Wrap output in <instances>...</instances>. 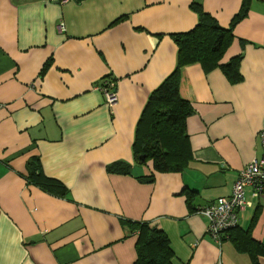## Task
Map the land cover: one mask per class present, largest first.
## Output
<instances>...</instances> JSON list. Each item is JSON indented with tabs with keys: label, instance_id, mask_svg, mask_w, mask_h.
I'll return each instance as SVG.
<instances>
[{
	"label": "crops",
	"instance_id": "0c3cea01",
	"mask_svg": "<svg viewBox=\"0 0 264 264\" xmlns=\"http://www.w3.org/2000/svg\"><path fill=\"white\" fill-rule=\"evenodd\" d=\"M193 2L227 29L243 0H0V264H133L138 234L129 222L160 228L172 264H264V250L233 240L250 230L264 247V198L247 189L252 205L220 244L187 203L228 197L263 155L264 0L250 1L222 60L241 57L239 84L199 64L180 72V96L193 109L188 165L157 173L134 161L148 97L176 66L172 35L197 25ZM106 80L118 97L112 107L100 89ZM31 159L65 197L28 182ZM122 161L130 175L107 172Z\"/></svg>",
	"mask_w": 264,
	"mask_h": 264
},
{
	"label": "trees",
	"instance_id": "16d2710c",
	"mask_svg": "<svg viewBox=\"0 0 264 264\" xmlns=\"http://www.w3.org/2000/svg\"><path fill=\"white\" fill-rule=\"evenodd\" d=\"M250 1L243 0L240 11L227 29L220 27L214 18L204 12L199 2L191 4L190 8L197 16V25L186 33L172 35L178 50L176 66L149 95L138 120L132 148L136 164L146 165L150 162L157 173H178L188 165L191 148L186 132V121L192 116L193 109L180 96V72L187 66L199 64L206 73L220 69L232 85L242 81L239 71L241 57L237 56L226 63H222V60L232 43L233 29L248 14ZM27 168L29 183L54 196L67 195L68 190L60 181L44 175L38 159H31ZM107 172L130 175L131 166L123 161L115 162L107 167ZM139 181L151 183L153 177L139 178ZM187 203L192 211L198 208L193 209L189 196ZM127 225L132 232L138 234L137 258L133 264H172L174 253L170 249L168 238L160 228L147 222H129ZM237 228L229 234L237 231ZM249 231L243 237L233 239L234 242L237 245L240 242L246 243L254 250L263 251L264 247H260L250 238Z\"/></svg>",
	"mask_w": 264,
	"mask_h": 264
},
{
	"label": "built area",
	"instance_id": "2783aa9c",
	"mask_svg": "<svg viewBox=\"0 0 264 264\" xmlns=\"http://www.w3.org/2000/svg\"><path fill=\"white\" fill-rule=\"evenodd\" d=\"M49 2L67 3L70 0H47ZM105 104L114 106L118 97L114 84L104 81L101 85ZM263 155L248 163L237 175L228 197L218 198L210 205L199 207L195 214L207 220L206 233L218 244L228 233L238 226V215L251 207L246 200L247 189L254 199L264 198V133H262Z\"/></svg>",
	"mask_w": 264,
	"mask_h": 264
}]
</instances>
